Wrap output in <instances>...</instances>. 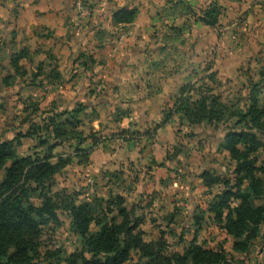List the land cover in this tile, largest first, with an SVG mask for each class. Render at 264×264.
<instances>
[{"label":"rangeland","instance_id":"rangeland-1","mask_svg":"<svg viewBox=\"0 0 264 264\" xmlns=\"http://www.w3.org/2000/svg\"><path fill=\"white\" fill-rule=\"evenodd\" d=\"M100 2L74 0L76 16L66 42L21 35L17 27L7 33L0 19V138L22 134V145L16 146L20 157L52 153V162L72 159L50 182L59 223L44 227L42 260L68 264L69 255L83 249L57 195L66 193L117 221L113 203L123 196L139 218L144 240L164 237L168 256L197 242L224 248L237 264H264V224L247 252L236 251L233 236L209 211L227 188H208L200 177L210 170L235 183L236 163L223 148L225 135L242 128L237 113L253 99L264 107V0L158 2L154 27L143 26L127 41L122 36L128 26L115 29L112 13ZM212 7L220 10L215 27L201 20ZM133 46L143 53H132ZM193 83L218 95L229 108L227 117L217 124H192L173 114L159 128L174 112L181 89ZM256 132L264 141V133ZM258 157L262 166L264 150ZM4 175L2 170L0 182ZM32 200L42 203L39 191ZM145 261L134 252L126 264Z\"/></svg>","mask_w":264,"mask_h":264},{"label":"trees","instance_id":"trees-1","mask_svg":"<svg viewBox=\"0 0 264 264\" xmlns=\"http://www.w3.org/2000/svg\"><path fill=\"white\" fill-rule=\"evenodd\" d=\"M137 15L138 9L135 8L117 9L113 13V22L133 23ZM219 16L220 10L212 7L204 11L201 20L205 25L215 27ZM173 111L158 124L159 128L166 126L173 114L181 115L192 124H217L227 117L229 108L218 95L205 92L193 83L181 89ZM237 115L242 128L230 129L223 144L236 163L235 183L210 170L204 171L200 177L208 188L219 184L226 186L227 189L210 204L209 211L235 239L234 249L247 252L264 224V178L260 176L264 173V161L258 166V153L264 150V141L256 132L264 133V107L260 108L258 101L253 99L247 110L239 111ZM63 134L57 128V136ZM21 135L16 140L3 141L0 138V172L5 171L0 182V264H54L48 259L43 261L40 252L44 227L59 223L57 207L60 206L49 196V186L54 177L72 163V159L60 157L52 162V153L42 158L20 157L16 146L22 145ZM38 191L42 198L40 205L32 200ZM57 195L63 198L64 209L70 213L71 229L82 239V251L70 254L66 260L68 264H126L134 252L146 259L143 264L236 263L228 258L224 248L207 249L197 242H193L183 254L166 255L168 242L164 237L157 241L144 240L139 218L125 205L123 196H117L113 203L121 218L117 221L107 213L101 215L93 203H77L66 193ZM257 200L263 203L257 204Z\"/></svg>","mask_w":264,"mask_h":264},{"label":"crops","instance_id":"crops-1","mask_svg":"<svg viewBox=\"0 0 264 264\" xmlns=\"http://www.w3.org/2000/svg\"><path fill=\"white\" fill-rule=\"evenodd\" d=\"M101 1L102 2H100L98 6L112 13L110 21H113V13L117 9H138L137 18L133 23L115 24L113 22L114 27L118 25L128 26L130 29L128 35L125 34L122 36V39H126V41L131 40L129 35L137 36L143 26L152 29L155 25V21L159 19L156 3H163L162 1L165 3V0H159L157 2L155 0ZM75 16L76 9L74 7V0H0V19L7 26V30L5 31L7 33L9 28L17 27L16 30H20L21 35L27 34L31 38H35L37 34L38 37L42 36V39L45 40H55L57 38L61 42H66L69 29L74 25ZM148 21H152L153 23H148ZM105 27H107V31L112 30L110 25ZM115 29L117 28L115 27ZM74 33L75 28H72L71 37H74ZM110 33L113 34L114 32L112 31ZM77 34L78 33H76V35ZM73 41L74 38H72L71 42L76 44ZM140 47L133 46L131 52L135 55L138 54V52L142 54L143 48ZM135 55H132V57Z\"/></svg>","mask_w":264,"mask_h":264}]
</instances>
